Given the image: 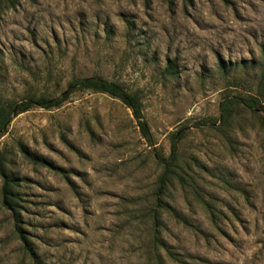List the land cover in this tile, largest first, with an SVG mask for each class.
Returning a JSON list of instances; mask_svg holds the SVG:
<instances>
[{"label":"rangeland","instance_id":"1","mask_svg":"<svg viewBox=\"0 0 264 264\" xmlns=\"http://www.w3.org/2000/svg\"><path fill=\"white\" fill-rule=\"evenodd\" d=\"M263 52L264 0L0 1L4 98H56L74 79L99 76L140 96L151 134L149 143L130 109L90 91L12 120L0 157L36 256L177 264L164 242L180 264H264ZM180 130L182 182L164 192L154 227L157 156L169 157ZM2 185L0 264H33Z\"/></svg>","mask_w":264,"mask_h":264},{"label":"trees","instance_id":"2","mask_svg":"<svg viewBox=\"0 0 264 264\" xmlns=\"http://www.w3.org/2000/svg\"><path fill=\"white\" fill-rule=\"evenodd\" d=\"M0 1H11V0H0ZM264 56V52H263ZM224 73L229 71L228 68L221 65L220 67ZM174 71L172 72V67H167V74L173 75ZM264 78V74H263ZM264 82V80H263ZM77 91H90L93 93L107 95L110 98L116 99L120 101L124 106L131 110L133 118L137 122V126L142 133L143 137L146 139L147 142L151 143V134L149 132L148 125L144 120L142 114V100L140 96L136 93H129L127 92L124 87L120 84L107 81L99 76H93L89 78H81V79H74L70 85L68 90L63 93L60 97L56 98H46V97H39V96H31L28 97L24 101H13L4 98L0 94V139L4 137L7 133L8 127L12 120L17 117L18 115L27 112L29 109L33 107H39L45 110L55 109L61 107L64 102L68 99V97ZM243 101V104L247 105L250 109L254 110V102L250 104L248 101ZM231 105V101L228 102ZM231 116L230 107L223 106L222 108V118L224 122H227L229 117ZM183 131L180 130L176 133L171 135V150L170 155L167 159L159 158L161 166L163 167V172L158 179V188L155 195V205L154 211L150 214L152 217L154 227H157L160 223V209H163V196L164 192L168 189L169 185L171 184L172 180L176 179L182 182V177L178 174V144L180 140L183 139ZM22 153L25 157L31 161L39 162L43 164L42 161L34 158L28 154L24 148L21 147ZM0 178L2 179V205L5 209L13 215V222H14V232L16 233L18 239L22 244V248L27 255L31 258L33 264H45L43 263L37 256L36 253L28 241L27 237L24 235L23 228L21 226L22 220L20 219L19 212L16 210L18 207L17 202V194L15 193V188L18 186L16 183L15 178L8 176L5 170V162L0 157ZM170 209L169 205L166 204L164 207ZM171 211V210H170ZM160 248L166 252L168 257L175 263L180 264L181 258L175 254L172 250H170L164 242H160Z\"/></svg>","mask_w":264,"mask_h":264}]
</instances>
